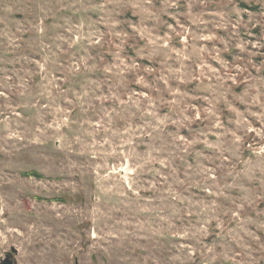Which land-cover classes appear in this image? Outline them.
Wrapping results in <instances>:
<instances>
[{"label":"rangeland","instance_id":"1","mask_svg":"<svg viewBox=\"0 0 264 264\" xmlns=\"http://www.w3.org/2000/svg\"><path fill=\"white\" fill-rule=\"evenodd\" d=\"M264 264V0H0V261Z\"/></svg>","mask_w":264,"mask_h":264},{"label":"water","instance_id":"2","mask_svg":"<svg viewBox=\"0 0 264 264\" xmlns=\"http://www.w3.org/2000/svg\"><path fill=\"white\" fill-rule=\"evenodd\" d=\"M14 253H16V249L12 247L10 251L5 253L4 257L0 261V264H14V260H13Z\"/></svg>","mask_w":264,"mask_h":264}]
</instances>
